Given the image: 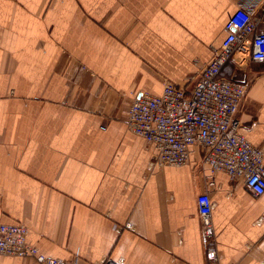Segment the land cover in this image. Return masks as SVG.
<instances>
[{"label":"crops","instance_id":"1","mask_svg":"<svg viewBox=\"0 0 264 264\" xmlns=\"http://www.w3.org/2000/svg\"><path fill=\"white\" fill-rule=\"evenodd\" d=\"M236 8L0 0V224L26 226L27 242L55 259L206 264L196 203L206 192L219 264H264V193L221 172L208 186L200 149L184 165L150 168L154 147L124 123L134 96L167 82L191 88ZM220 75L244 88L238 131L264 164V63L233 56Z\"/></svg>","mask_w":264,"mask_h":264},{"label":"built area","instance_id":"2","mask_svg":"<svg viewBox=\"0 0 264 264\" xmlns=\"http://www.w3.org/2000/svg\"><path fill=\"white\" fill-rule=\"evenodd\" d=\"M237 8L224 25L226 36L214 56L203 67L190 89L164 83L159 95L141 93L132 98L126 112L128 131L154 147L150 168L181 166L189 162L194 150H202L207 167V185L214 186V175L224 173L243 182L254 196L264 193L262 151L239 131L237 112L244 88L223 78V66L233 56H247L264 63V0H236ZM201 235L210 244L206 264H219L214 247L211 222L213 202L206 192L196 198ZM27 227L0 224V256L32 257L39 264H110L106 259L85 262L78 256L71 260L45 257L27 242Z\"/></svg>","mask_w":264,"mask_h":264}]
</instances>
